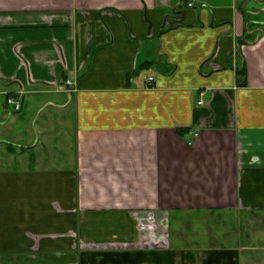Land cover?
Here are the masks:
<instances>
[{
	"label": "crops",
	"instance_id": "1",
	"mask_svg": "<svg viewBox=\"0 0 264 264\" xmlns=\"http://www.w3.org/2000/svg\"><path fill=\"white\" fill-rule=\"evenodd\" d=\"M224 210L264 213V0H0V264H193Z\"/></svg>",
	"mask_w": 264,
	"mask_h": 264
},
{
	"label": "rangeland",
	"instance_id": "2",
	"mask_svg": "<svg viewBox=\"0 0 264 264\" xmlns=\"http://www.w3.org/2000/svg\"><path fill=\"white\" fill-rule=\"evenodd\" d=\"M176 217L175 230L191 229L190 240L183 247L195 254L193 264H204L203 259H209V264H254L264 259V213L195 211L178 213ZM177 259V264L183 262Z\"/></svg>",
	"mask_w": 264,
	"mask_h": 264
},
{
	"label": "built area",
	"instance_id": "3",
	"mask_svg": "<svg viewBox=\"0 0 264 264\" xmlns=\"http://www.w3.org/2000/svg\"><path fill=\"white\" fill-rule=\"evenodd\" d=\"M190 7L193 6V4H189ZM142 81H144L145 83L151 84L155 81V77L154 76H142ZM73 86L74 83L72 82V80L67 79L66 82L64 83V87L66 90H73ZM7 105L14 111V112H20L22 110V103L20 101V99L14 97V96H9L7 98ZM198 105H203V100L200 99L198 101Z\"/></svg>",
	"mask_w": 264,
	"mask_h": 264
},
{
	"label": "trees",
	"instance_id": "4",
	"mask_svg": "<svg viewBox=\"0 0 264 264\" xmlns=\"http://www.w3.org/2000/svg\"><path fill=\"white\" fill-rule=\"evenodd\" d=\"M247 38H248V37H247ZM178 131H179V133H180L181 135L184 134V132L182 131V129H179Z\"/></svg>",
	"mask_w": 264,
	"mask_h": 264
}]
</instances>
